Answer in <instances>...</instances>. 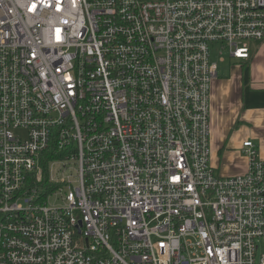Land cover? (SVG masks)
<instances>
[{
	"label": "built area",
	"instance_id": "1",
	"mask_svg": "<svg viewBox=\"0 0 264 264\" xmlns=\"http://www.w3.org/2000/svg\"><path fill=\"white\" fill-rule=\"evenodd\" d=\"M263 40L264 0H0V264H264V159L218 175L209 121L211 49Z\"/></svg>",
	"mask_w": 264,
	"mask_h": 264
},
{
	"label": "crops",
	"instance_id": "2",
	"mask_svg": "<svg viewBox=\"0 0 264 264\" xmlns=\"http://www.w3.org/2000/svg\"><path fill=\"white\" fill-rule=\"evenodd\" d=\"M250 56L248 60L230 58L234 62L229 63L225 58L214 60L217 72L210 91V163L223 177L247 171L248 159L241 151L246 140L257 145L264 159V40Z\"/></svg>",
	"mask_w": 264,
	"mask_h": 264
},
{
	"label": "rangeland",
	"instance_id": "3",
	"mask_svg": "<svg viewBox=\"0 0 264 264\" xmlns=\"http://www.w3.org/2000/svg\"><path fill=\"white\" fill-rule=\"evenodd\" d=\"M249 45H250L251 50H253L254 48L257 47L258 43H257V42H254V41H251V42H249ZM218 48H219V45H215V46L211 49V51H212V58H213L214 60H217V58L219 57V56H218ZM221 56H222L223 58H225V62H226V63H227V62H228V63H229V62H234L233 59H230V57L228 56V54H227V50L223 51L222 54H221ZM219 67H221V65H219ZM220 69H221V68H220ZM220 69H219V70H220ZM261 252H264V247H263L262 249H260L259 253H261Z\"/></svg>",
	"mask_w": 264,
	"mask_h": 264
},
{
	"label": "trees",
	"instance_id": "4",
	"mask_svg": "<svg viewBox=\"0 0 264 264\" xmlns=\"http://www.w3.org/2000/svg\"><path fill=\"white\" fill-rule=\"evenodd\" d=\"M62 152L60 153H54L53 151H50L48 156H47V159L48 160H52V159H61L63 156V154H61ZM54 188V186H53Z\"/></svg>",
	"mask_w": 264,
	"mask_h": 264
}]
</instances>
